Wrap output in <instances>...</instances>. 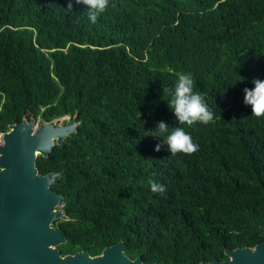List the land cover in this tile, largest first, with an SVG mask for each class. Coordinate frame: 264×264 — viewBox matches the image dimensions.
I'll return each mask as SVG.
<instances>
[{
    "label": "trees",
    "instance_id": "trees-1",
    "mask_svg": "<svg viewBox=\"0 0 264 264\" xmlns=\"http://www.w3.org/2000/svg\"><path fill=\"white\" fill-rule=\"evenodd\" d=\"M68 3L0 0V134L78 115L36 162L62 173V255L123 241L144 264H200L264 242V118L243 91L264 81V0H109L95 24ZM182 72L215 118L185 125L199 150L172 155L148 132L179 126L163 88Z\"/></svg>",
    "mask_w": 264,
    "mask_h": 264
},
{
    "label": "water",
    "instance_id": "water-1",
    "mask_svg": "<svg viewBox=\"0 0 264 264\" xmlns=\"http://www.w3.org/2000/svg\"><path fill=\"white\" fill-rule=\"evenodd\" d=\"M68 120L58 123L56 121ZM53 122L24 119L9 126L0 143V264H144L142 257L132 260L125 254L123 241L106 247L92 257L87 251L63 256L58 247L66 243L54 225L68 220L65 200L54 191L61 172L40 175L39 155L47 158L78 127V115ZM261 236L264 238V225ZM228 260L215 259L200 264H264V242L254 248L225 250Z\"/></svg>",
    "mask_w": 264,
    "mask_h": 264
},
{
    "label": "clouds",
    "instance_id": "clouds-1",
    "mask_svg": "<svg viewBox=\"0 0 264 264\" xmlns=\"http://www.w3.org/2000/svg\"><path fill=\"white\" fill-rule=\"evenodd\" d=\"M75 3H82L88 7V18L93 24L97 23L100 15L109 7V0H75ZM71 7L72 0H69L68 9ZM111 7L115 8V3ZM253 84L254 88L243 90L244 104L251 107V116L264 118V81L256 79ZM194 86L191 73H178L174 89L163 88V93L170 94V99L167 101L168 107L179 126L169 127L165 122L160 121L157 122L154 131L149 130L148 132V135L163 138V144L167 146V150L172 155H189L199 150V145L185 131V125L187 127H192L197 123L208 125L215 118V113L207 106L203 94L195 92ZM161 147L162 145L157 144L154 150L159 152ZM149 184L153 193L163 194L167 191L163 184L155 180L149 181Z\"/></svg>",
    "mask_w": 264,
    "mask_h": 264
},
{
    "label": "rangeland",
    "instance_id": "rangeland-1",
    "mask_svg": "<svg viewBox=\"0 0 264 264\" xmlns=\"http://www.w3.org/2000/svg\"><path fill=\"white\" fill-rule=\"evenodd\" d=\"M66 121H68V120H63V121L60 120V121H56V122H57V124H58V123H61V122H66ZM2 137H3V136H0V143L2 142Z\"/></svg>",
    "mask_w": 264,
    "mask_h": 264
},
{
    "label": "built area",
    "instance_id": "built-area-1",
    "mask_svg": "<svg viewBox=\"0 0 264 264\" xmlns=\"http://www.w3.org/2000/svg\"><path fill=\"white\" fill-rule=\"evenodd\" d=\"M0 136H2V134H0Z\"/></svg>",
    "mask_w": 264,
    "mask_h": 264
}]
</instances>
